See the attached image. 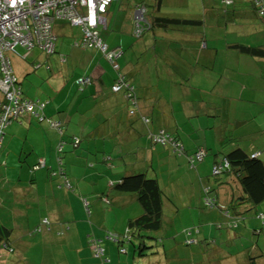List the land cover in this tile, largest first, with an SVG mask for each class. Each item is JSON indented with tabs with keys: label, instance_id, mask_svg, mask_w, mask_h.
Segmentation results:
<instances>
[{
	"label": "crops",
	"instance_id": "0c3cea01",
	"mask_svg": "<svg viewBox=\"0 0 264 264\" xmlns=\"http://www.w3.org/2000/svg\"><path fill=\"white\" fill-rule=\"evenodd\" d=\"M153 3L154 0L112 2L105 13L106 25L101 31L109 47L122 49L117 59L119 71L133 84L134 101L125 97L124 90L114 92L111 89L112 82L106 80V77L111 79V72L100 60L97 50L73 45L80 37V30L66 20L53 22L55 53L46 55L41 49L33 53V48L26 51L23 58V49L19 47L18 54H10L23 95L47 100L45 116L59 121L65 135L81 137L77 149L66 146L70 141L66 139L65 150L60 155L63 173L60 165L56 168L55 162L59 134L46 121L25 115L7 126V136L4 133L0 149V220L12 227L14 248L19 242H26L19 246L28 248L35 236L45 239V254L41 255L39 264H73L75 255V264H101L92 255L91 238L105 240L103 246L108 262L104 264H136L141 259V264H207L203 259L197 262L198 254L187 263L176 259L181 252L177 246L181 238L173 233L175 216L168 209L166 212L171 219L165 221L161 229L165 236L164 249L152 257L140 259L128 253L124 258L114 245H108L105 238L108 233L124 230L128 218L142 212L134 194L114 188L122 174L131 170L147 171L143 164L148 166L150 156L155 152L159 154L160 165L172 170L171 165L180 161L179 166L187 168L185 157L177 160L169 145L159 147L151 142L150 135L160 128L179 140L180 125L184 123L189 125L192 136L196 130L204 128L207 132L216 128L209 142L194 141V146H205L208 155L219 150L227 138H234V143L246 152H259L264 159V57H252L228 46L231 42L263 45L264 18L257 15L250 0H237L230 5L222 0H161V15L197 22L168 27L158 24L136 37L133 33L134 7L146 5L151 13ZM43 63H46L49 75L39 71ZM35 64L40 65L36 67ZM38 72L42 76L40 80ZM76 75H89L92 80L79 90L74 82ZM236 99L244 101L239 108L236 104L232 107ZM174 102L181 107L178 112L188 114L176 118ZM130 108H135L133 114L129 113ZM234 110L242 114H235ZM142 115L149 117L150 121L143 122ZM232 119L233 128L247 121L253 124L249 131L239 133L233 128L228 129ZM138 138L135 150L134 141ZM18 139L20 143L15 149ZM39 157L45 160V166L33 168ZM218 159V156L211 155L185 170L193 173L200 183L201 199H196L195 204L190 202L195 211L203 206L205 186H211L218 200L227 204L234 202L240 194L241 188L234 177L227 178V183L220 184L219 181L215 187L207 182L210 168ZM152 163L150 161L151 167ZM155 176L161 185L162 176L159 177L158 173ZM66 180L71 187H59ZM83 198L88 201L90 213ZM263 202L264 199L259 203L260 207L257 204L251 210H247V202L238 205L239 210H244L243 230L226 232L225 237L220 231L215 233L220 234V242L227 238L236 246L233 255H225L224 261L218 263L264 264V245L260 246L258 241V236L264 239V226L261 227L255 217L257 211L264 210ZM221 216L222 213L218 212L217 218ZM253 217L258 224L252 223ZM43 218H47L48 223L41 226L40 234H35L38 233L35 228ZM247 219L251 220L252 228H258L259 234L249 232L246 236L254 240L236 242L237 237L248 230ZM217 220L211 221L208 229L202 225L199 230L211 234ZM14 233L18 235L16 240L12 239ZM25 234L27 238H24ZM221 252L216 249L213 254ZM0 253L6 252L0 249ZM250 255L256 257L249 261ZM171 257L173 261H170ZM23 260L35 264L28 263L25 257L19 259Z\"/></svg>",
	"mask_w": 264,
	"mask_h": 264
},
{
	"label": "trees",
	"instance_id": "16d2710c",
	"mask_svg": "<svg viewBox=\"0 0 264 264\" xmlns=\"http://www.w3.org/2000/svg\"><path fill=\"white\" fill-rule=\"evenodd\" d=\"M116 0H111L109 4L106 7L105 12L103 13V16L105 18V13L107 12V9L109 5ZM223 3L226 5H230L234 3L237 0H222ZM250 2L253 4L255 12L257 15L261 18H264V15L260 13V8L257 7V5L254 3L253 0H250ZM143 6L144 12H143V20L141 22L142 31L141 33L136 36H141L144 32L147 30L153 29L156 25L168 27V26H175V25H181L184 23H192V19L182 18V17H175V16H165L161 15L159 13L160 6H161V0H154V3L151 4L152 8H154L151 13L148 12L146 9V5H137L134 7L133 11V29L135 25V12L137 8ZM52 13V12H51ZM151 15V16H149ZM149 16V17H148ZM57 19L60 20H66L68 23H70L73 26H77L80 30V37L78 40H75L74 46L82 49H95V50H101L98 46H95V43L90 45H84L80 46V41L83 35V31L81 26L74 25L71 23V21L64 17H54L52 21V27L53 22ZM106 20V19H105ZM197 22V21H196ZM106 25V24H104ZM103 24H99L96 27V30L98 31V35L100 37V40L103 44L107 46L106 51H102L103 54L107 57L106 54H108L110 51L114 50V55L112 60H110L108 57L107 59L110 60L112 63V67L114 68V63L118 64L117 59L118 56L121 55L122 49L118 47H109L106 42H104L101 31L102 28H104ZM54 33V31H53ZM55 35V33H54ZM55 40L56 35L54 39V47L52 52H46L44 49L38 46L42 50V52H45L48 55H51L55 53ZM231 48H234L238 50L239 52H242L244 54L250 55L252 57H264V44L260 46H251L246 45L240 42H231L228 44ZM35 47V46H33ZM31 47L30 49H32ZM30 49H26V51H30ZM17 53L18 52H14ZM7 56L10 58V52L6 53ZM27 54L24 52L21 54V56L24 58ZM60 59L64 60L63 56H60ZM12 65V62H11ZM40 65V64H35ZM13 68V66H12ZM115 69V68H114ZM14 70V69H13ZM15 72V71H14ZM117 77L116 80L121 76L122 79L128 83L130 86H132L131 92L134 95L135 90L133 84L127 79V77L122 74V72L119 71V68L117 69ZM16 74V73H15ZM17 76V75H16ZM89 77L91 82L92 78L89 75H82L80 77ZM75 78L74 82L77 85L78 89L82 90L84 86L88 83H79L78 79ZM17 84L20 87V93L23 97L22 88H21V82L17 77ZM112 85V84H111ZM31 100H38L40 102L44 103V108L47 104V100H41V99H31ZM44 108L42 110V119H37L38 121H44L48 120L49 122L56 121L59 123V126L64 129L62 124H60L59 121L46 117L44 114ZM53 128V127H52ZM166 131V130H165ZM172 138L177 139L174 135L166 131ZM234 138H227L219 150L216 149L215 152L208 155H215L218 156L219 159L216 160L213 165L211 166L212 169L210 170L212 175L214 176V179L216 180V184L220 181V184L227 183V178L234 177L236 180V184L241 188L240 194L238 197L236 196L234 198V202L232 201L231 204H227L226 202L223 203L220 200H218L215 192H213V188L211 186H205L204 189V206L215 208L217 211L222 213V216L220 218H217V222L213 223V232L209 235L201 232L199 228H190L183 230V234L181 236L180 242H178L179 248L178 250L181 251L178 252V255L176 256V259L183 260L185 263L187 261L193 259L194 254H198L196 257L197 262L203 260H208L209 264H220L218 262L224 261L225 255H233L232 253L235 252L234 249H230L229 246H233L232 244L221 246V242L218 240L220 238V234L216 235L219 229H223L225 227L226 229H236L239 228L238 225V219L241 220L244 218V210H239L238 205L245 204L246 202L249 203V207L247 210L254 209L257 204H259L264 199V159L261 158L259 155L257 156H251V153L246 152L242 147H240L238 144L234 143ZM234 145V146H233ZM226 147V148H225ZM200 149L203 150L200 157L197 156L196 153L192 155H188V161L190 162L189 167H195L197 163L195 161H198L199 163L203 161V159L207 156L208 149L205 146H200ZM198 150V149H197ZM197 152V151H196ZM61 157V156H60ZM59 157V158H60ZM197 159V160H195ZM195 163V164H194ZM227 163V164H226ZM63 164L61 165V169H63ZM153 171L150 175L147 174V171H137V170H131L127 171L124 174L121 175V178L114 183V188L118 191L127 192L134 194L138 203L141 205L142 212L134 217H130L127 220L126 228L121 231H114L113 233H108L107 235H113L115 240H112L113 245L116 247V251L118 254L122 255V253H131L133 256L138 258H148L152 257L155 254L159 252L160 249H164V233L161 231V229L164 228V223L168 219L170 220L171 216L167 215L166 209H174L176 211L179 210V207H177L171 198L167 197V194L164 192V189H162L158 178L155 176L154 168H152ZM214 169H217L215 171ZM211 174L209 173L208 176ZM229 182V181H228ZM231 182V181H230ZM60 186H64V183L59 184ZM213 192V193H212ZM86 199L83 198L82 201ZM206 200H208L206 202ZM172 204L175 206L173 207ZM246 210V209H245ZM258 212V211H257ZM44 219L47 220V218L41 219V222L35 230L41 231L42 225L46 226L48 223L44 222ZM261 223V227L264 226V223L259 220ZM251 234L252 235H258L259 230L258 228H252L251 227ZM216 233V234H215ZM12 235V227L5 225L3 221L0 220V249L4 250L5 252H13L15 251L14 246L12 244L11 240ZM97 241L104 249V253L101 256H95L92 251V242ZM104 240L97 239V238H91L89 240V246L92 252L93 257L100 258L98 259L101 264H104L105 262H108V258H103L105 253V247L103 246ZM196 246V247H195ZM256 247V246H255ZM124 248V251H121V249ZM216 249L222 250V252L219 255L213 254V252ZM167 249L165 252V258L169 257L167 253ZM186 252V253H185ZM249 261H252L256 255H250ZM172 260L174 259L171 257ZM202 260V261H203ZM213 260V261H212ZM218 261V262H217Z\"/></svg>",
	"mask_w": 264,
	"mask_h": 264
},
{
	"label": "built area",
	"instance_id": "2783aa9c",
	"mask_svg": "<svg viewBox=\"0 0 264 264\" xmlns=\"http://www.w3.org/2000/svg\"><path fill=\"white\" fill-rule=\"evenodd\" d=\"M111 0H0V148L5 133V128L14 120H18L25 115L42 119V110L44 103L38 100H31L23 97L20 93V87L17 84V76L12 68L11 60L7 52L14 53L18 46L30 49L33 46H39L46 52H52L54 47L55 35L53 33L52 21L54 17H64L74 25L82 28L83 35L80 46L95 43L102 51L107 50V46L102 43L96 27L99 24H105L103 13ZM228 1V0H225ZM260 8V13L264 15V0H253ZM52 12V13H51ZM143 6L137 8L135 12V25L133 33L138 36L142 31L141 22L143 20ZM114 50L110 51L107 57L112 60ZM117 70L119 65L114 63ZM79 83H88L89 77H80ZM113 91L124 90L125 97L134 101L130 86L120 76L111 86ZM134 109H130L133 113ZM147 122L148 118L142 116ZM50 124L56 127L60 132L62 128L56 121H50ZM151 139L156 142H169L177 150L181 147L168 133L163 129L152 133ZM78 142V140H76ZM62 145L59 146V150ZM203 150L197 151L200 157ZM255 155V154H254ZM227 164V163H226ZM44 166V159L38 158L33 168ZM217 171V169H214ZM65 185L69 187L66 181ZM207 202V201H206ZM86 204V201H85ZM264 223V212L257 215ZM44 222H47L44 219ZM115 240L113 235L107 236ZM92 251L95 256H101L104 253L103 247L97 242H92ZM124 251V248L121 249Z\"/></svg>",
	"mask_w": 264,
	"mask_h": 264
},
{
	"label": "rangeland",
	"instance_id": "374dc122",
	"mask_svg": "<svg viewBox=\"0 0 264 264\" xmlns=\"http://www.w3.org/2000/svg\"><path fill=\"white\" fill-rule=\"evenodd\" d=\"M22 48L23 49V53L26 52V48L25 47H22V46H18V48ZM17 48V49H18ZM19 48V49H20ZM34 48V49H33ZM33 53H38L40 51V48H38V46H35L33 47ZM30 49V51L32 50ZM39 50V51H38ZM98 54L99 56H101L100 60H102V62H104V64L107 65V68L108 70L111 72V79L109 77H106V80H108V83H111L112 84L116 81V77H117V70L114 69L112 67V63L110 62V60L107 59V57L103 54V52L101 50H98ZM44 54H46L45 52H42ZM48 55V54H46ZM44 56V55H43ZM30 57L28 58V60H30ZM39 66V65H37ZM36 66V67H37ZM39 71L46 74V72L48 73L49 75V71L47 70V67H46V63H43L41 64V66L39 67ZM81 75H76L75 78H78L80 77ZM38 79L40 80L42 78L41 74H39L38 72ZM46 77V76H44ZM115 77V78H114ZM74 78V79H75ZM77 86V85H76ZM81 90V89H80ZM237 101H234V103L232 104V107L236 104V107L239 108L241 107L244 103L243 100L239 101L238 99H236ZM252 103V102H250ZM178 107H180V105H177L176 102H174V110L176 111L175 112V117L176 118H183V116L187 115L188 113L186 111H182V112H178ZM234 113L235 114H242L241 112H237L234 110ZM264 116V114H263ZM143 122L144 120L141 119ZM213 120V119H212ZM15 121V120H14ZM48 123V125L50 127H53L57 133L59 134V139H58V142L56 144V148H55V162L57 164V169H58V165H59V157L60 155L63 153V149H64V146L65 144L67 143L66 142V139H70V141H68V143L66 144V146H70V148H74V149H77L80 142H81V137L77 136V135H65L64 134V129L62 128V131L60 132L56 127L52 126L50 124V122L48 120H45ZM181 121V119H180ZM212 122V121H211ZM234 120L232 119L228 125V129H232L233 128V123ZM253 124L252 121H247L245 122L244 124H241L240 126H236L235 128H233V131H236V132H239L241 133L240 131H249V127ZM182 128H181V139L180 140H183L182 143H183V146L184 148L186 149V151H184L183 153H180V154H177L174 147L169 143V142H157V146L159 147H162L164 145H169L170 148H171V152L177 156V160H180L181 158H183L184 160V157H185V166L187 168H189L190 166V162H187L188 161V157L186 154H194L196 153L197 149H198V146L195 147L194 146V141H196L197 143H203L204 140H206L207 142H209L211 140V133L214 134V130L216 128H211L209 129L207 132H206V129L202 128L200 130H196L195 132H193V136L191 134H189L191 132V129L187 126L186 123H184L183 125H180ZM217 126L219 128V122L217 123ZM7 131H8V127L5 128V135L7 136ZM204 131L206 132V134L204 135ZM248 133V132H247ZM4 135V136H5ZM64 135V136H63ZM146 136V135H145ZM148 137V136H147ZM141 138V137H140ZM138 138L137 140L134 141V148L135 150L137 149L136 144L138 142V140L140 139ZM76 140H78V142H76ZM257 143L260 142L259 140L256 141ZM18 143H20L19 139L17 140V143L15 144V149L18 147ZM84 144V143H83ZM62 145L61 149L59 150V146ZM133 145V143H132ZM126 146V145H125ZM158 147V148H159ZM190 147V148H188ZM4 149V146L3 148ZM14 149V150H15ZM18 149V148H17ZM65 150V149H64ZM14 152V151H13ZM14 154V153H12ZM211 155H207L206 157H210ZM159 157V154L158 153H153L151 156H150V159L148 161V166L146 164H143L144 167H147V174L150 175L152 173L151 169L154 168V173H158L159 177H162L160 178V182H161V186L163 187L164 189V192L169 195V197L173 200L174 204L179 207V210L176 211L175 208L174 209H168L170 210L175 216V220H174V224H173V229H174V234L176 236H179L181 238L182 236V232L183 230L185 229H190V228H199V226H202L207 228L209 227V224L211 221H216L217 217H218V212L214 207L213 208H210V207H206L204 206V199L202 198V203H203V206L201 208V210H198L195 211L193 209L191 205L192 204H195V201L196 199H201V196H200V187H199V181L196 180L194 177H193V173H188V172H185V170H187V168H183V165L179 166V162L180 161H175L171 167H172V170L169 169L166 165H160V160L158 159ZM197 160V159H195ZM150 161H152L153 163V167L150 166ZM195 163H199L198 161H195ZM194 163V164H195ZM138 164V163H137ZM212 169V167L210 168V170ZM209 173L211 174L210 176H207V182H211L213 184V187L217 186L216 184V180L214 179V176L212 175L211 171H209ZM213 193V192H212ZM204 195V189H203V194H202V197ZM174 198V199H173ZM191 202V203H190ZM173 207H175L173 204H172ZM261 206H264V202L261 204ZM85 207H87V205H85ZM259 207H260V204H259ZM195 208V207H194ZM93 209V207H92ZM190 211H194L190 214ZM261 211H264V210H261ZM243 220L244 219H238V225H239V228H236V229H226L225 227H223V229H219L220 232H222L223 234V237H225V233L226 232H234V230H243ZM198 221H201L203 222V224H199ZM251 220L247 219V223H246V228H248V230L245 232V234H241V236L237 237L236 239V242H238L239 240H245L246 242H250L252 240H254L253 238L251 237H247L246 234L249 232L251 233V223H250ZM192 223H196V224H192ZM250 223V224H249ZM252 223L253 224H258L259 222L253 217V220H252ZM38 233H35V234H40L41 231H36ZM263 234H264V230H263ZM252 235V234H251ZM17 234H13L12 236V239L16 240L17 238ZM24 238H27V234L23 235ZM35 236V235H34ZM107 243L109 246H111V244L113 245V242L111 239H109L107 236H105ZM29 239L31 240V237L29 236ZM105 241V240H104ZM258 241H259V245H264V239L263 237L261 236H258ZM24 244L26 242H19L17 247L14 248L15 251L14 252H6L5 254H1L0 253V264H27L26 261L23 260L22 261H19V259H24L27 258L28 260V263L29 262H33L35 264H39L42 260V257L41 255L45 254V239H39L37 236L33 237L32 238V245H30L28 248H22V246H19V244ZM67 243V242H65ZM223 243V245H228L230 243H232L231 240L227 239V238H224V240L221 241V244ZM233 246H229V248L232 250L234 249L236 246L234 244H232ZM65 246H68V244H65ZM75 254H76V250H74ZM106 253V252H105ZM181 253V252H180ZM128 253H122L123 257L126 258L128 255ZM22 255V257H21ZM60 255V254H58ZM57 255V256H58ZM107 257V254H105L103 256V258H106ZM78 259V258H77ZM100 259V258H98ZM141 259V258H140ZM170 261H173L172 259ZM143 262V259H141L139 262H137L136 264H141ZM76 263V255L74 257V262L73 264ZM111 264V263H110Z\"/></svg>",
	"mask_w": 264,
	"mask_h": 264
},
{
	"label": "clouds",
	"instance_id": "9594fccd",
	"mask_svg": "<svg viewBox=\"0 0 264 264\" xmlns=\"http://www.w3.org/2000/svg\"><path fill=\"white\" fill-rule=\"evenodd\" d=\"M112 85H113V84H112ZM112 85H111V86H112ZM111 89H112V88H111ZM120 91H121V90H120ZM114 92H117V91H114ZM124 95H125V93H124ZM134 107H136V106H134ZM130 109H132V108H130ZM130 109H129V113H130ZM133 109H134V112H135V108H133ZM134 112H133V113H134ZM133 113H130V114H133ZM142 116H145V115H142ZM142 116H141V119H142ZM145 117L148 118V121H147V122H149V121H150V118L147 117V116H145ZM18 120H19V119H18ZM12 122H13V121H12ZM144 122H145V121H144ZM147 122H145V123H147ZM8 125H9V124H8ZM8 125H7V126H8ZM160 129H163V128H160ZM158 130H159V129H158ZM158 130H157V131H158ZM163 130L165 131V129H163ZM157 131H156V132H157ZM165 132H166V131H165ZM153 133H154V132H153ZM166 133H167V132H166ZM3 138H4V137H3ZM150 140H151L152 143H154V142L152 141V139H151V136H150ZM2 141H3V140H2ZM175 141H177V143H178L179 146L181 147V150L179 151V150L175 149V147L172 145V146L174 147L176 153H177V154L183 153L184 150H185L183 144L180 142L179 139H175ZM156 143H157V142H156ZM1 145H2V144H1ZM0 149H1V148H0ZM199 149H200V148L198 147V150H199ZM198 150H197V151H198ZM196 153H197V152H196ZM254 154H255V155H254ZM186 155H187V154H186ZM250 155H251V156H257V155H259V152H253V153H251ZM39 158H40V157H39ZM37 159H38V158H37ZM37 159H36V161H37ZM59 159H60V161H59V165H60V166H59V169H61V165L63 164V162H62V158H61V157H60ZM35 163H36V162H35ZM35 163H34V164H35ZM34 164L32 165V167L34 166ZM44 166H45V160H44ZM44 166H41V167H44ZM38 168H40V167H38ZM61 171L64 173L63 170H61ZM66 181L69 183L68 180H66ZM66 181H65V182H66ZM65 182H64V185H65ZM65 187L70 188V187H71V184L69 183V187L66 186V185H65ZM85 201H86V204H85ZM206 201H208V200H206ZM83 204H84V206L87 205V207H85V208H86L87 212L90 213V209H89V207H88V201H87V199H84V200H83ZM261 212H264V211H258V212H256V213H255V217L258 218L257 215H258L259 213H261ZM258 219L260 220V218H258ZM106 236H108V235H106Z\"/></svg>",
	"mask_w": 264,
	"mask_h": 264
}]
</instances>
